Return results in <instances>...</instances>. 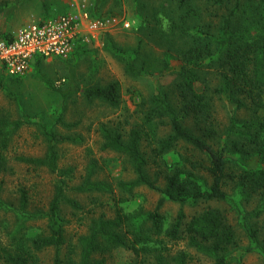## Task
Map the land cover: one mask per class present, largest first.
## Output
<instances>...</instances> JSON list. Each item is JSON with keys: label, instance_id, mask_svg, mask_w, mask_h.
<instances>
[{"label": "rangeland", "instance_id": "obj_1", "mask_svg": "<svg viewBox=\"0 0 264 264\" xmlns=\"http://www.w3.org/2000/svg\"><path fill=\"white\" fill-rule=\"evenodd\" d=\"M75 1L80 0H0V38L29 22L69 11ZM86 3L94 18L119 17L130 21V27L119 23L91 31L86 26L83 28L86 35L68 58L54 56L47 60L37 56L19 76L0 67V117L12 123L22 122L19 127L6 126L5 139L0 135V247L25 252L29 264H83L82 241L91 233L93 222L114 219L120 212L129 218L123 231L133 239L131 229L138 228L163 196L162 191L147 185L135 186L132 191L121 186L122 182L136 179L137 173L126 153L104 147L105 130L121 133L125 141L133 130L141 132L146 170L161 188H165L173 166L184 164V156L209 164L205 153L184 141L165 154L158 153L160 140L172 133V125L168 115L153 112L152 96L161 92L181 111V77L177 72L166 71L165 62L179 69L184 62L183 51L193 43V38L202 36L200 30V36L194 35L197 27L172 30L170 17L176 14L173 9L178 0H86ZM194 4L205 11L199 24L217 34L227 10L220 8L216 0H194ZM129 49H138L135 63L143 69L142 76L126 70L123 54ZM219 68L217 63L209 80L197 84L200 92L209 86L207 93L216 135L208 140L224 151L230 172L240 174L246 169L264 168V155L248 136L254 135L257 123L264 121V107H238L226 94L213 92L220 83L216 73ZM63 78L65 81L58 85L57 81ZM113 81L120 87L117 105L102 98L89 99L84 93L86 88L107 86ZM184 124L202 134L195 118H184ZM51 132L65 137L54 141L56 168L25 161L23 158L48 159ZM259 139L264 144V129ZM198 172L211 183V175L205 168ZM61 186L64 193L59 218L65 230V243L35 251L31 238L50 234L51 202ZM224 189L228 200L184 206L168 200L161 212L167 228L182 207L188 220L206 208L221 209L236 231L235 244L227 249L211 254L190 245L187 236L174 240L166 232L155 234L148 220L145 227L154 240L137 245L140 248L147 244L149 250L135 251L130 247L98 250L92 254L90 264H157L159 255L172 264H177L175 258L180 255L186 256L184 264H216L215 254L225 257V264H264V192L243 186L238 176L228 179ZM22 190L27 192L26 206L22 203ZM0 263L8 264L1 258Z\"/></svg>", "mask_w": 264, "mask_h": 264}, {"label": "trees", "instance_id": "obj_2", "mask_svg": "<svg viewBox=\"0 0 264 264\" xmlns=\"http://www.w3.org/2000/svg\"><path fill=\"white\" fill-rule=\"evenodd\" d=\"M216 1L219 2L220 8H225L228 12L223 16L217 34L205 30L204 24H199L205 11L202 7L195 5L194 0H178V6L173 9L176 14H171L170 17L172 30L180 28L183 31H188L197 27V32H194V35L202 34L199 38H193V43L183 51L184 62L179 69L171 66L169 61L165 62L166 71L177 72L181 77L179 84L183 100L181 111L174 108L161 92L152 96L155 106L153 112L168 115L172 125V133L160 140L159 155L169 152L181 141H184L205 153L208 156L209 164L184 156L182 160L184 164L178 163L173 166L172 172L167 175L165 188H161L146 170L147 159L140 147L141 132L133 130L129 140L125 141L121 133L105 130L104 147L126 153L137 173L136 179L129 183L122 182L121 186L132 191L135 186L147 185L162 191L163 196L158 201L155 210L147 214L138 228L131 229L134 235L133 239L128 238L123 231V224L129 219L126 214L120 212L114 219L95 220L91 233L85 236L82 241L83 264H90L92 254L98 250L105 251L118 247H130L135 251H139L140 248L149 250L147 244L140 248L137 245L154 240L153 236L147 233L145 227L148 220L152 222V230L155 234L161 235L166 232L174 240L187 236L190 245L211 254L216 250H225L235 244L236 231L221 209L209 207L188 220L182 207L176 220L166 228L165 218L161 212L165 202L168 200L177 201L184 206L185 204L197 205L201 201L214 199L228 200L224 184L228 179H235L237 176L243 186L250 187L254 191L261 189L264 192V168L246 169L240 174L230 172L224 151L215 148L209 142L208 139L216 135V130L212 125V109L207 93L209 86H206L202 92L197 89L199 82L209 80L210 71L219 63L220 68L216 73L220 76V83L213 88V92L226 94L237 103L238 107L251 106L255 109L264 107V0ZM199 30L201 34H198ZM12 36L13 33H8L4 35V38H12ZM123 57L126 70L129 73L135 76L143 75V69L135 63L138 49L127 50ZM84 93L89 99L102 98L112 105H117L120 102V87L117 81H113L107 86L86 88ZM186 117H193L197 120V126L202 134H196L184 124ZM21 123V121L12 123L0 117V135L5 139L8 133V130L5 129L6 126L19 127ZM257 126L255 134L248 136L252 142H255L258 151L264 155V144L259 139L260 132L264 129V121L257 123ZM48 135L52 141L48 159L23 158L25 161L37 165L48 164L52 169L56 168L57 152L54 141L64 140L65 137L53 132ZM234 145L236 146V144ZM200 168H205L210 173L211 183L200 176L198 172ZM63 193L64 189L61 186L51 202L50 234L32 237L33 250L39 251L49 246H60L65 243V230L59 218ZM27 202V192L22 190L23 206H26ZM70 202L75 204L73 200ZM127 225H131V223H127ZM215 256L216 264L226 263L225 257L219 254H215ZM0 258L8 264H29L30 260L25 252L16 253L4 247H0ZM175 260L177 264H184L186 256L180 255ZM157 264L172 263L167 262L164 256L159 255Z\"/></svg>", "mask_w": 264, "mask_h": 264}, {"label": "built area", "instance_id": "obj_3", "mask_svg": "<svg viewBox=\"0 0 264 264\" xmlns=\"http://www.w3.org/2000/svg\"><path fill=\"white\" fill-rule=\"evenodd\" d=\"M72 7L64 13L24 24L12 38H0V67L10 75L19 76L31 67L37 56L47 60L54 56L68 58L86 35L83 31L86 26L98 31L108 25L121 23L126 28L131 25L130 21L119 17L94 18L87 9L86 0L73 2ZM64 81L60 79L57 84Z\"/></svg>", "mask_w": 264, "mask_h": 264}, {"label": "crops", "instance_id": "obj_4", "mask_svg": "<svg viewBox=\"0 0 264 264\" xmlns=\"http://www.w3.org/2000/svg\"><path fill=\"white\" fill-rule=\"evenodd\" d=\"M17 30L13 31V33H15Z\"/></svg>", "mask_w": 264, "mask_h": 264}]
</instances>
